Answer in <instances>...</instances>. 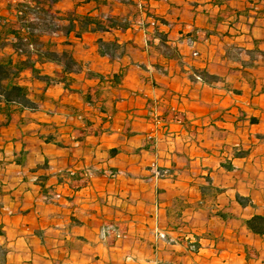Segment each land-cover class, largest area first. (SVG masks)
<instances>
[{
    "label": "crops",
    "instance_id": "crops-1",
    "mask_svg": "<svg viewBox=\"0 0 264 264\" xmlns=\"http://www.w3.org/2000/svg\"><path fill=\"white\" fill-rule=\"evenodd\" d=\"M143 3L168 21L159 29L172 55L143 49L146 34L137 21L147 13L119 4L115 13L131 27L85 34L75 45L78 59L106 79L121 74L114 84L79 81L77 87L100 93L95 104L25 69L21 83L33 99L45 97L39 109L3 105L0 264H264V235L246 224L264 216V56L256 69L230 59L232 45L264 51V0ZM70 13L97 10L84 0H59L51 14ZM98 38L133 47L111 60L97 52ZM25 58L16 53L13 60L22 67ZM37 66L60 75L50 58ZM208 68L215 81H194L193 69ZM151 108L164 116V127L152 124ZM241 149L248 153L235 157ZM238 194L249 203H239ZM110 224L128 237L105 236ZM156 229L180 233L199 250L185 242L156 249Z\"/></svg>",
    "mask_w": 264,
    "mask_h": 264
},
{
    "label": "trees",
    "instance_id": "trees-1",
    "mask_svg": "<svg viewBox=\"0 0 264 264\" xmlns=\"http://www.w3.org/2000/svg\"><path fill=\"white\" fill-rule=\"evenodd\" d=\"M58 1L0 0V113L3 105L37 111L39 101L45 99L44 96L37 97L39 101L33 99L27 86L21 83V74L25 69H31L33 75L47 85L61 83L68 93L83 94L89 104H95L96 100L100 98V93L93 91L92 87L87 90L77 87L79 81L98 80L101 83H119L121 74L106 79L105 76L91 68L89 61L78 59L75 50V45L83 40L85 34L127 30L131 27L127 17L115 13L116 5L137 6L139 11L143 10L147 13L149 19L143 21L138 19L137 21V25L146 34L143 49L159 50L160 47H163L166 53L172 55L173 51L167 45L166 36L159 29L160 25H167L168 21L152 14L141 0H84V3L93 4L97 14L70 13L52 16L53 5ZM196 34L191 32L188 34V38L192 40ZM58 45H62L63 48L53 49ZM96 46L100 56L114 60L121 59L125 54H130L129 48L133 47V42H120L116 39L106 41L103 38H98ZM231 49L233 53H231L230 59L241 63L244 68L256 69L261 66L264 51L246 50L233 45ZM16 53L20 59L26 57L22 67L18 66L20 59L16 63L13 60ZM49 58L59 68L60 75L58 73L45 75V70L37 66ZM155 69L162 71L158 66H155ZM192 77L194 81L209 85L219 76L212 73L211 68H208L202 71L193 69ZM44 93H46V88ZM102 111L107 113L108 109L103 106ZM252 121L255 119L252 118ZM259 137L262 139L264 135ZM43 138L46 142H55L60 145L54 134H43ZM247 153L248 150L241 149L235 152L234 156L242 157ZM159 174L162 176L163 171H160ZM44 178L45 176H42L40 180ZM237 201L243 205L249 203V199L240 194L237 195ZM246 224L255 234L264 235V216L255 215L247 220Z\"/></svg>",
    "mask_w": 264,
    "mask_h": 264
},
{
    "label": "built area",
    "instance_id": "built-area-1",
    "mask_svg": "<svg viewBox=\"0 0 264 264\" xmlns=\"http://www.w3.org/2000/svg\"><path fill=\"white\" fill-rule=\"evenodd\" d=\"M236 15L238 16V14L236 13ZM241 16V15H239ZM145 41V40H144ZM194 55H198L197 52H194ZM148 117L150 118V120L152 121V124L155 127H159L162 126L164 127V123H165V118L164 116L157 110L154 108L149 109L148 111ZM177 119V123H182L183 121L181 119H179L178 117H176ZM155 131L153 130L151 133H149L148 138L151 141L152 145H155ZM117 176V172L115 171H110L109 172V177L111 179L115 178ZM103 234L105 236H108L110 234L113 235V237L115 239H126L128 237L127 232H123L119 229L118 226L114 225V224H110L107 225L103 228ZM154 238L156 241V245L155 248H158V245L160 242H165V243H180V242H186L188 245V249L192 252H197L199 250L198 248V243L194 240L189 239L188 237H183L180 233H176V236L172 235L169 232H164L161 230L156 229L154 232Z\"/></svg>",
    "mask_w": 264,
    "mask_h": 264
},
{
    "label": "rangeland",
    "instance_id": "rangeland-1",
    "mask_svg": "<svg viewBox=\"0 0 264 264\" xmlns=\"http://www.w3.org/2000/svg\"><path fill=\"white\" fill-rule=\"evenodd\" d=\"M142 1V4L145 6L146 4L145 3H143V0H141ZM125 11H127V9H125ZM235 12H237V14H238V16L239 15H241V14H243L242 13V11H235ZM232 14H235V13H232ZM214 18H212V20H213ZM216 21V20H215ZM218 24V23H217ZM216 28H218V26L216 27ZM216 30V29H215ZM216 32V31H215ZM145 46V45H144ZM96 199V196L95 195H93L92 197H91V199ZM155 239V238H154ZM186 243V242H185ZM167 244H171V243H167ZM187 244V243H186ZM153 245H154V248H155V245H156V241L153 243ZM159 245H160V243H159ZM159 245H158V248H159Z\"/></svg>",
    "mask_w": 264,
    "mask_h": 264
}]
</instances>
